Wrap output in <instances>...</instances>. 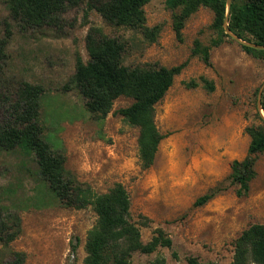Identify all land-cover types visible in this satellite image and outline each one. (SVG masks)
<instances>
[{"label":"rangeland","instance_id":"obj_1","mask_svg":"<svg viewBox=\"0 0 264 264\" xmlns=\"http://www.w3.org/2000/svg\"><path fill=\"white\" fill-rule=\"evenodd\" d=\"M7 2L0 0V39L8 38L1 77L9 93L22 83L40 86L38 121L52 150L65 157L67 173L96 194L122 184L143 243L156 229L172 240V249L135 253L132 263L150 264L162 256L167 264H186L190 257L230 264L242 231L264 224V154L258 157L257 176L247 196L237 197L238 186L227 179L232 162L247 155L246 128L258 124L255 112L264 84V60L243 52L230 37L211 48L209 66L192 56L196 40L209 46L216 37L213 13L205 7L184 23L178 38L174 17L180 10L168 9L164 0L150 1L144 7L146 27L159 29L152 42L141 31L109 25L85 4L64 15L63 29H24L12 19ZM90 28L122 44L123 66L185 64L155 106L163 139L148 169H142L138 159V129L118 114L133 101L119 97L102 118L86 111L84 98L71 83L76 58L89 60ZM10 121L8 106L0 108V127ZM211 191L217 192L213 199L194 206ZM0 205L21 220L20 235L0 245V264L10 261L14 252L25 254L24 264H83L86 236L96 215L91 207H64L40 179L33 156L0 149Z\"/></svg>","mask_w":264,"mask_h":264},{"label":"trees","instance_id":"obj_2","mask_svg":"<svg viewBox=\"0 0 264 264\" xmlns=\"http://www.w3.org/2000/svg\"><path fill=\"white\" fill-rule=\"evenodd\" d=\"M152 0H8L7 6L12 19L22 28L43 26L63 29L64 15L82 4L88 11H96L109 25L141 31L154 42L158 36L157 27H146L144 7ZM168 9L180 10L174 19L178 38L184 23L200 7L213 13L212 29L216 37L204 46L196 40L191 52L206 65H210V50L229 38L223 24L226 17V0H164ZM228 28L242 41L264 46V0H231L228 13ZM8 38L0 39V108L11 114L8 124L0 127V149L18 150L34 157L38 165V175L50 192L66 208L76 210L91 207L96 215L95 225L88 231L83 264H133L135 253L151 255L159 248L172 249V240L162 230L156 229L150 241L143 243L140 229L131 219L130 196L122 184H115L107 193L96 194L88 185L78 182L65 169V157L55 153L43 134L39 124L40 86L22 83L14 93H9L2 79V66ZM246 54L264 60V50L241 46ZM87 62L76 58L75 71L71 80L74 88L85 100L89 114L106 117L113 103L119 97L130 98V106L118 111L119 116L138 129V159L142 169L150 168L155 160L163 136L155 123V106L165 97L173 85L175 76L185 64L172 68L138 65L126 67L121 64L122 44L104 35L97 28H90L86 36ZM205 83H207L205 81ZM208 85V83H207ZM209 89L213 87L209 85ZM264 113V91L261 98ZM257 125L246 128L250 138L247 155L242 160H234L228 180L237 185V197L249 194L250 185L257 176L256 163L264 154V119L256 108ZM211 191L198 198L195 207L202 206L216 196ZM0 205V245H8L21 233L18 214L4 212ZM75 248H73V251ZM26 256L14 252L5 264H24ZM150 264H167L164 257H156ZM186 264L202 263L190 257ZM230 264H264V224H254L242 231L235 240Z\"/></svg>","mask_w":264,"mask_h":264},{"label":"water","instance_id":"obj_3","mask_svg":"<svg viewBox=\"0 0 264 264\" xmlns=\"http://www.w3.org/2000/svg\"><path fill=\"white\" fill-rule=\"evenodd\" d=\"M230 6H231V0H226V17H225V21L223 24L225 34L228 35L230 38H232L235 42H237L241 46L251 47V48L258 49V50H264V46H257V45L249 44L245 41H242L241 39H239L236 35H234L229 30V28H228V13H229ZM263 91H264V84L259 89L258 100H257V110L260 113L262 119H264V113H263L262 108H261V97H262Z\"/></svg>","mask_w":264,"mask_h":264}]
</instances>
